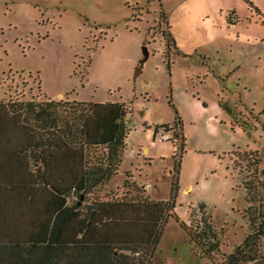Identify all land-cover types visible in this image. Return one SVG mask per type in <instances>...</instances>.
Segmentation results:
<instances>
[{
	"label": "rangeland",
	"instance_id": "rangeland-1",
	"mask_svg": "<svg viewBox=\"0 0 264 264\" xmlns=\"http://www.w3.org/2000/svg\"><path fill=\"white\" fill-rule=\"evenodd\" d=\"M47 98L126 104L127 147L98 198L146 196V183L154 199L168 201L178 175L149 264H263L264 236L243 248L255 260L229 256L252 222L264 221V118L256 123L259 114L246 108L251 98L264 100V0H0V103ZM215 101L228 104L233 125L257 124L254 138L224 124L209 129L206 107ZM3 114L0 107V184L14 179L10 171L24 173L16 183L68 185L74 202L82 192L48 173L63 160L45 164L48 149L49 157L66 154L58 135L25 127L22 114ZM177 115L183 151L173 132L169 141L155 139V127L173 125ZM46 141L58 149L41 151Z\"/></svg>",
	"mask_w": 264,
	"mask_h": 264
},
{
	"label": "trees",
	"instance_id": "trees-1",
	"mask_svg": "<svg viewBox=\"0 0 264 264\" xmlns=\"http://www.w3.org/2000/svg\"><path fill=\"white\" fill-rule=\"evenodd\" d=\"M165 35L171 39L169 33ZM220 105L232 113L228 104L221 102ZM0 107L3 116L9 112L22 114L25 127L38 130L37 133L58 135L61 141L58 144L66 147V154L58 151L49 157L51 150L48 149L46 166L52 167L54 160H63L59 161L62 166L57 170L47 167L48 173L52 172L61 182L74 184V188L82 192L69 203L68 185L64 191L52 186H45L43 190V186L32 182L16 183L24 178V173L16 178L12 171L8 172L6 175L14 179L0 184V264H149V255L170 216L178 175L173 179L172 197L168 201H154L142 194L132 196L129 192L130 196L122 199L98 198L102 187L118 173L127 147L129 110L126 104L47 98L44 101L10 100L0 103ZM245 124L248 122L240 126L250 135L256 125L249 128ZM25 127H21L22 131ZM160 127L173 130L174 139H182L183 151L185 137L180 117L177 115L173 125L156 126L155 134ZM26 135L35 136L32 132ZM49 145L48 141L40 144L41 151L45 147L56 150L59 147ZM95 149H101V153L91 158V150ZM68 160L70 168L65 165ZM179 164L176 161L177 174ZM27 168L25 165L24 171ZM27 173L38 177L35 171ZM261 173L264 176V169ZM124 185L127 187L129 182L126 180ZM245 187L250 190L249 184ZM90 194L94 198L87 203ZM252 226L253 232L229 256V261L243 263L256 259L247 256L243 248L257 245L264 236V221L254 220Z\"/></svg>",
	"mask_w": 264,
	"mask_h": 264
},
{
	"label": "crops",
	"instance_id": "crops-1",
	"mask_svg": "<svg viewBox=\"0 0 264 264\" xmlns=\"http://www.w3.org/2000/svg\"><path fill=\"white\" fill-rule=\"evenodd\" d=\"M254 47L256 48V47H260L259 45H254ZM258 51V50H257ZM255 54V53H254ZM149 55H150V53H149ZM259 60H261V58H259L258 59V62H259ZM222 66H223V68L220 70V71H223L224 69H225V67H227L228 66V64L227 63H223L222 64ZM256 67H259V65H257ZM241 69V68H240ZM219 71V72H220ZM207 72H210V70H209V68H208V70H207ZM227 72H229V70L226 68V72L224 73V75H226V74H228V76H229V73H227ZM220 73H222V72H220ZM223 74V73H222ZM247 77H249V75H246V74H244V78L246 79ZM257 79H259L260 80V78L259 77H257ZM246 93V92H245ZM61 94H59V96H60ZM251 104L249 105V104H247V109L248 110H251V113H253V114H259V116H256V118H255V121H256V123L257 122H261V119L263 120V118H264V114H260L261 113V111L262 112H264V100H259L258 98H251ZM205 106H206V104H205ZM209 108V110L212 112V115L210 116V118H209V129H211V130H213V129H218V128H220L219 126H218V124H221V126H223L222 124H224V127H230V129H233L234 130V128H237L241 133H243L244 135H247V136H251V137H253L254 138V135H253V133L256 131V130H258V128H256L257 127V124H256V127H255V129L254 130H252L251 131V134L249 135L245 130H244V128L242 127V126H240L241 124H236V125H233L232 124V116H231V114H229L221 105H220V102H212L211 104H210V106L209 107H206V109H208ZM234 123V122H233ZM166 132L168 135H169V132H173V130H165L164 128L161 130V133L162 132ZM157 135V134H156ZM155 139H156V137H155ZM170 140V139H169ZM169 140H167V141H169ZM252 141L253 140H251V143H252ZM255 141H256V144H258V142H259V140L258 139H256L255 138ZM160 142H163V141H160ZM176 144V143H175ZM121 166V165H120ZM170 171H172V170H170ZM66 176H67V173H66ZM142 187H146V183H142V184H140ZM148 187H149V185H148ZM148 187H146V192L145 193H147L146 195H148L152 200H154V201H160V200H157V199H154L153 197H152V195H151V190L149 191V188Z\"/></svg>",
	"mask_w": 264,
	"mask_h": 264
},
{
	"label": "built area",
	"instance_id": "built-area-1",
	"mask_svg": "<svg viewBox=\"0 0 264 264\" xmlns=\"http://www.w3.org/2000/svg\"><path fill=\"white\" fill-rule=\"evenodd\" d=\"M156 138L159 140V141H164V140H169L170 139V135H168L166 132H158V134L156 135ZM146 187H148V185H146ZM145 187V188H146Z\"/></svg>",
	"mask_w": 264,
	"mask_h": 264
},
{
	"label": "water",
	"instance_id": "water-1",
	"mask_svg": "<svg viewBox=\"0 0 264 264\" xmlns=\"http://www.w3.org/2000/svg\"><path fill=\"white\" fill-rule=\"evenodd\" d=\"M144 54H145V58L147 59L149 56V52L146 47H144Z\"/></svg>",
	"mask_w": 264,
	"mask_h": 264
}]
</instances>
